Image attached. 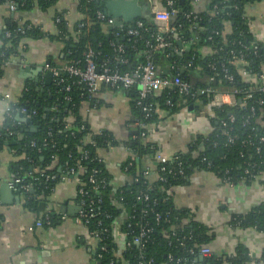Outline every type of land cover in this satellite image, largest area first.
Returning <instances> with one entry per match:
<instances>
[{
  "label": "built area",
  "instance_id": "2783aa9c",
  "mask_svg": "<svg viewBox=\"0 0 264 264\" xmlns=\"http://www.w3.org/2000/svg\"><path fill=\"white\" fill-rule=\"evenodd\" d=\"M75 1L76 3L79 2V0ZM148 2L149 11L152 14L149 17L155 25V31L151 33L149 38L143 39V33L148 32V28L141 19H136L134 27L129 25V28L123 34V37H126V41H131L132 38L133 43L142 39L144 46L140 53L143 59L137 61L130 68L120 70L117 66L111 67L107 61L98 59L99 53L88 46L83 53V66L78 63L64 61L60 65L46 64L44 69L51 72L52 81L56 85L62 84L61 89L65 91H68L70 86L68 84L63 85L64 76L75 78L77 84L83 85L88 98H96L102 86L125 90L135 88L137 97L134 100V105L140 108L145 118L150 117L154 109L152 103L147 100L153 93L165 89L178 94V101L182 104L202 101L203 110L207 115L210 128L203 135L205 137L200 143L201 147L208 143L209 138L207 135L215 130V127L210 124L213 111L223 106L234 108L237 112L232 113L229 111L225 117L216 118L217 132L214 134L215 139L211 142V145L216 147L221 144L226 149V152L237 155L240 163L237 166H218L213 169L211 160L204 154H200V151H192V157L199 158L200 163L205 165L204 169L212 171L222 183L229 187L234 186L238 182H259L264 185V41H260L262 45L257 41H232L226 47L220 44L213 45L214 47L205 46L207 52L201 51L204 56L217 54L206 62L208 72L206 73L201 67L195 66L189 79L185 78L183 71L193 67L194 64L192 58L183 59L184 54L187 53L184 45H193L198 41V35L204 32L203 26L200 24L203 20L200 12L207 10L209 1L189 0L191 8L182 11L177 7V0H148ZM202 2H204V8L196 10L194 5ZM7 3L11 11L16 10L15 0H7ZM219 4L220 1L213 3L210 8L212 14L218 15L222 13ZM233 8L236 9L237 6H233ZM178 13L182 15V18L187 23V35L184 33L185 29L182 23L175 20V16ZM96 17L103 26L116 25V20L106 15L104 11L97 10ZM243 17L249 26L250 17L244 12ZM52 20L56 27L55 31L49 34L53 35L57 41L68 39L69 36L62 33L58 27V23L64 20L63 14L62 16L52 15ZM81 26H83V23L78 24V27ZM28 28H30V24L23 26V22L17 20V27L13 31L5 30L4 35L5 37H10L12 32L23 34L25 29ZM219 34L220 30L212 29L207 36V40L215 44V37ZM223 34L225 33L223 32ZM74 35L76 34L72 33V36ZM115 35L119 36L118 33H115ZM133 43L130 47L135 50ZM111 45L116 52L120 54L124 52L122 43L115 44L111 42ZM19 48L21 50L25 49V43L21 42ZM160 51L164 52V57L168 60L169 74L159 70V65L153 60L155 59L154 55ZM116 59L120 64H128V58L122 55L117 56ZM253 59L257 60V64L252 71L246 65L249 60L252 61ZM97 68L98 70H96ZM237 78H239L240 82ZM8 97V93L3 95V98ZM64 98L66 100L70 99L67 95ZM14 104L16 103L6 106L5 117H12ZM167 104L171 105L172 103L167 100ZM92 108L94 107H90L88 102H84L81 105L80 113L85 117ZM17 111L21 119H26L28 122L36 114V110H28L24 105L17 108ZM66 121L64 127L68 129L71 118L69 117ZM134 124L138 129L137 131L140 132L138 136L136 134L132 135V139L140 138L143 142H146L147 124L140 120H135ZM34 126L37 127V125H31V127ZM6 132L9 135L14 133L9 127L6 128ZM86 139V141H89L88 137ZM50 142H52V133L48 130L41 145H37L35 140H30L29 146L35 147L40 152L42 147L47 146ZM51 146H53V143H51ZM122 146L128 155L124 166V170H126L128 166L132 165L134 160L139 162L140 157L130 145L122 144ZM226 152L223 153L222 158L226 157ZM81 157L86 158V151L83 152ZM50 159L51 162L45 168H32V173H35V175L30 180H26L25 176L15 174L8 181L9 188L19 197V205H24L25 196H32L34 181H52L56 179L57 173L51 172L57 163L56 154L52 153ZM94 159L98 162H104V159L98 154L91 161ZM172 159H174V156L169 158L155 151L149 156L142 158L141 161H153L156 165L155 180L165 181L163 172L169 175L183 174L180 163H178L179 167L176 171L165 165ZM77 163V168L65 163L63 173H61L62 170L58 169L61 176L57 183H65L70 179H76L77 181L75 200L78 211L73 220L75 223L81 224L86 230L87 237L95 242L89 264H96L100 260L102 252L107 250V242L109 240L116 247L112 250L114 258L121 259L122 252L131 249L133 244L138 247V251L141 253L145 243L154 231V226L145 217L147 211L149 209L152 210L150 206L152 201H150L149 194L140 191L136 196L137 201L145 203V207L142 208L141 206L138 213H133L136 212L135 208L132 211L130 210V212L122 208L120 215L108 222L110 215L104 209V195L101 192V189L108 186L106 177L100 175L98 168L92 167L86 180L83 181L80 175L83 173L84 166L79 164L78 161ZM157 165H160L158 169ZM140 170L142 176L148 179L151 174L149 166L142 164ZM132 179L131 177L130 181ZM134 179L137 180L136 177ZM19 192L20 194H17ZM154 217L155 221L158 222L161 215L155 213ZM166 220L168 221V219ZM188 221L189 219L187 218H181L178 228H183ZM240 223L241 219L235 221L236 225ZM44 224L50 225L48 218L45 221L38 218L32 225H29L28 230L32 231L34 228L42 227ZM175 230H171L173 232L170 234L176 235ZM163 232L166 236L169 235L167 230H163ZM185 238V235L177 236L175 239L177 246L184 247ZM121 244L122 247L120 246ZM188 251L194 255V258L188 259L183 256L174 258L171 253H168V262L170 264H199L196 260L198 257L208 259L214 256L217 259L207 244H195ZM248 255L253 256V251L249 250ZM226 259L224 258V261L227 263ZM107 264H113V259L108 261ZM146 264H153V259H147Z\"/></svg>",
  "mask_w": 264,
  "mask_h": 264
},
{
  "label": "trees",
  "instance_id": "16d2710c",
  "mask_svg": "<svg viewBox=\"0 0 264 264\" xmlns=\"http://www.w3.org/2000/svg\"><path fill=\"white\" fill-rule=\"evenodd\" d=\"M57 0H15L16 11H29L33 9L34 4L37 5L42 11L48 10L56 4ZM107 0H79L76 3L77 10L83 15V18L78 20L72 28H69L65 20H61L58 23V27L62 33L69 36L68 39L63 40V60L78 63L80 66L84 65V55L89 46L95 52H98V59L107 61L111 67H118L120 70H125L133 66L137 61L143 59L140 54L143 49L142 39H139L136 43L126 41V37H123L125 31L129 28V24L125 23L122 26L107 25V29H104L103 24L97 19L96 11L101 10L105 12V2ZM141 5H145L149 10L148 0H138ZM182 1V2H181ZM207 10L201 11L200 15L202 21L200 24L203 26L204 32L198 35V41L192 45L189 52L185 53L183 59H193V67L183 71L185 78L192 75L194 67H201L203 71L208 72L206 69V62L217 54H210L204 56L200 50L203 46L210 45H223L226 47L232 41H257L260 45L262 42L255 39L250 32L249 26L246 23L243 12L244 5L249 2H255L260 0H208ZM220 1L219 7L222 9V13L215 15L212 14L210 8L213 3ZM7 2V0H0V3ZM237 6V8H233ZM177 7L180 11L191 8L189 0H177ZM150 12V11H149ZM62 12L54 8L53 15L62 16ZM141 19L148 32L143 33V39L149 38L151 33L155 31V25L151 21L149 16H144ZM176 21H180L184 26V33L187 35L188 31L187 23L182 18V15L178 13L175 16ZM79 23H83V26L78 27ZM30 24V28L25 29L23 34L12 32L10 37H5L4 31H13L17 27V21L10 23L1 33L2 46L0 48V78L4 74V66L8 62L12 55L19 53V46L23 39L31 38L38 39L47 37L53 39L54 36L44 32L38 25L31 23L30 21H23V26ZM226 24L230 27L229 31H226ZM212 29L220 30V34L215 37V44H212L207 40V36ZM222 32V33H221ZM223 32L225 34H223ZM72 33L76 35L72 36ZM118 33L119 36L115 35ZM111 42L115 44L122 43L124 46V52L122 54L116 52ZM135 45L133 50L130 45ZM123 56L128 58V64L123 65L117 61V56ZM154 62L157 65H161L168 60L164 57V52L160 51L156 53ZM176 58V57H175ZM53 64V62H51ZM257 60L253 59L248 61L246 67L252 71L255 69ZM64 84L70 86L68 91L62 90V84L56 85L54 81L50 84L40 86L39 82H30L26 84L21 94L18 103L13 105L14 111L12 117H5L4 123L0 128V149L3 148L6 142L15 143L11 146L12 150H15V155H23L22 158L17 159L11 163L12 174L18 176H25L26 180H30L35 173L32 168H45L50 162V155L52 153L57 156V163L55 168L51 171L57 173L56 179L52 181H34L33 192L31 197H24V207L29 211L35 213H42L41 220L45 221L46 218L50 221V225L56 223L55 217L45 212L47 207L48 195L51 194L55 184L58 182L61 174L59 170L65 168V163L71 167L77 168V161L84 166L83 173L80 178L85 181L89 171L92 167L100 170V175L106 177L108 186L101 189L104 195V209L110 215L108 222L114 220L122 212L124 208L127 212L132 211L135 208L138 213L140 207H145V203H141L136 200V196L140 191L146 192L150 196V204L152 210H148L146 218L154 226V231L150 235L149 239L145 243V246L141 253L138 251L136 245H132L131 249H127L122 252V258H114L112 256L113 248H116L114 244L109 240L107 243V250L102 252V257L96 264H107L108 261L113 259V264H146L147 259L152 258L153 264H170L168 262L167 254L171 253L174 258L183 256L186 258H194V255L190 254L188 249L195 244H206L208 236L206 235L207 228L200 222L195 221L191 217V213L186 208H178L174 205L171 198V190L174 186L183 184L186 182V177L190 172L196 168H205V165L200 163L199 158L192 157V151H200V154H204L212 162V168L224 167L227 165L237 166L240 163V159L237 155L230 152H226V149L219 144L216 147H212L211 142L215 139L214 134L217 132V125L215 123L216 118H222L230 112H237L230 106H223L216 108L213 111V116L210 118V124L215 127V130L209 133L208 143L204 147H201L200 143L205 136L198 135L188 145L186 152H178L174 155V159L168 161L165 165L168 168H172L176 171L179 167L178 163L183 169V174L165 175V181L153 180L149 181L142 176V158H145L157 151L158 149L151 143L143 142L140 138L127 141H121L128 144L139 155V162L133 161L131 166H128L124 170L126 163H122V169L126 174L131 176L132 181H128L120 186H115L112 183V176L105 167L104 162H98L95 159L91 161L97 155L99 148H106L109 146H115L120 141L108 130H102L99 132H93L90 129L87 119L80 113L81 105L84 102H88L90 107H97L100 105V101L97 98H88L83 89V85L77 84L75 78H68L64 76ZM239 81V78H237ZM240 82V81H239ZM132 93V100L130 101L132 114L135 120H140L146 124L151 123L157 117V110L163 109L167 112H175L180 102L178 94L169 89L153 93L147 100L153 105V112L150 117L145 118L143 112L139 107L134 105V100L137 97V90L135 88L129 89ZM68 96L70 99L66 100L64 97ZM167 100L171 101V105L167 104ZM190 103V102H189ZM26 106L28 110H36V114L31 117L30 121L21 119L18 114L17 108L20 106ZM71 118L70 127L65 129V123L68 118ZM133 122V123H134ZM14 123V124H13ZM19 123V124H18ZM37 125L34 131H31V125ZM9 127L14 133L9 135L6 132V128ZM52 133V142L47 146L42 147L38 152L35 147L29 146L30 140H35L37 145H41L43 138L46 137L47 131ZM138 130V129H137ZM140 131L135 134L138 136ZM89 141H86V138ZM53 143V146H51ZM86 151V158L81 157L83 152ZM227 153L225 158H222L223 153ZM81 158V159H80ZM80 159V161H79ZM139 166V167H138ZM160 165H157V169ZM32 173V174H31ZM162 173V172H161ZM137 178L135 180L134 178ZM17 194H20L17 193ZM122 198V200H120ZM155 213L161 215L158 222L155 221ZM189 217L187 224L183 228H178V224L181 218ZM168 219V221L166 220ZM241 219L239 225L254 227L264 235V202L253 207L248 212L243 214H233L231 222L235 224L236 220ZM172 228V229H171ZM176 229V235H171V230ZM163 230H167L169 235H165ZM185 235L184 247L177 246L176 237ZM190 236V237H189ZM260 259L264 261V247L261 251ZM253 256L248 255V250L241 246L236 247L234 255L227 257L228 264H246ZM198 262V258L196 259ZM214 264L217 259L212 256L211 258L204 259V262ZM215 264H218L215 262Z\"/></svg>",
  "mask_w": 264,
  "mask_h": 264
},
{
  "label": "crops",
  "instance_id": "0c3cea01",
  "mask_svg": "<svg viewBox=\"0 0 264 264\" xmlns=\"http://www.w3.org/2000/svg\"><path fill=\"white\" fill-rule=\"evenodd\" d=\"M194 7L200 10L204 8V2ZM54 8L63 13L69 28L83 18L76 8L75 0H57L54 7L45 11L35 4L29 11H11L8 3L4 2L0 3V35L10 23L17 20L30 21L44 32L53 33L56 27L52 20ZM244 13L250 17L252 35L264 41V0L246 3ZM103 27L107 29V26ZM225 30H230L227 24ZM22 42L26 48H19V53L9 58L0 78V128L4 123L6 106L20 100L26 84L40 81V86H43L52 82V78L49 82L46 80V70L42 69V64L48 59L53 65L64 62L63 41L42 37L25 38ZM2 43L0 36V48ZM200 50L207 52L205 46ZM38 68L42 70L37 71ZM158 68L169 74L167 62ZM5 93H8V98H3ZM96 98L100 105L92 108L85 117L91 131L108 130L120 141L115 146L97 150L112 176V183L120 186L131 180L122 169V163L128 155L122 146L125 143L121 141L129 140L137 132L130 104L132 93L125 89L102 86ZM194 103H198L197 106L189 108ZM194 103H180L173 113L157 110L155 120L146 126V141L169 158L178 152H186L195 137L206 134L210 128L202 104L198 101ZM14 143L6 142L0 149V183H8L13 176L11 163L23 157L15 155V150L11 149ZM141 163L147 164L151 170L148 180H155V163L150 160ZM76 186V179L55 184L44 210L55 217L56 223L44 224L32 231L28 230L29 225L40 219L43 212L37 214L29 211L15 201L0 205V264H89L95 242L87 237L85 228L73 220L78 211ZM170 193L176 207L186 208L192 214V219L206 226V244L216 255V263L227 264L224 258L234 255L236 247L241 246L253 251L254 258L246 264H264L260 259L264 247L263 233L253 227L231 222L233 214L246 213L264 202L263 184L238 182L229 187L212 171L196 167L186 177V182L174 186ZM65 207H70V210ZM198 263L210 264L200 257Z\"/></svg>",
  "mask_w": 264,
  "mask_h": 264
},
{
  "label": "water",
  "instance_id": "95a60500",
  "mask_svg": "<svg viewBox=\"0 0 264 264\" xmlns=\"http://www.w3.org/2000/svg\"><path fill=\"white\" fill-rule=\"evenodd\" d=\"M105 13L106 15L113 17L116 20L115 23L118 26L128 23L131 27H134L136 19L144 16H152L148 8L145 5H141L138 0H107L105 2ZM184 46L186 48V52L191 50V44H186ZM50 63L51 62L49 59L46 60L42 64V69H44L46 64ZM42 69L38 68L36 70L41 71ZM96 70H98V68ZM45 78L48 82L51 80L52 74L49 70L45 71ZM197 104L198 103H194L193 105L189 106V108H192V106H197ZM199 104H202V101H199ZM35 128V126L31 127V131H34ZM18 200V195L14 194V192L9 188L7 182L0 183V205L11 204L14 201L18 202ZM65 209L69 211L70 207H65Z\"/></svg>",
  "mask_w": 264,
  "mask_h": 264
}]
</instances>
